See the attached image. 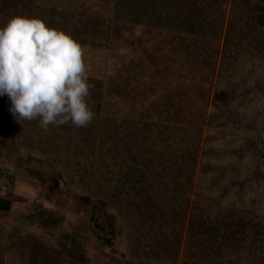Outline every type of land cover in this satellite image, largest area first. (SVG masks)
I'll use <instances>...</instances> for the list:
<instances>
[{"label": "rangeland", "instance_id": "obj_1", "mask_svg": "<svg viewBox=\"0 0 264 264\" xmlns=\"http://www.w3.org/2000/svg\"><path fill=\"white\" fill-rule=\"evenodd\" d=\"M73 1L32 0L26 5L24 0H9L10 8L4 12L0 0V27L13 16L32 15L33 7H41L45 15L51 14L57 28L58 13L56 10L51 13L52 9L73 7L76 5ZM91 1L83 7V15L94 14L106 20L109 10L112 22L127 21L122 14L115 17L107 5L108 0ZM119 1L111 0L117 7ZM124 1L132 7V12L138 9L136 18L150 27L165 25L162 11L168 12L167 8L174 13L173 17L178 16L170 5L153 4L151 0ZM178 1L183 10V1ZM232 1L227 0L220 9L222 13L215 14L213 10L205 18L210 31L215 26L211 23L213 20L221 26L207 106V115H216V120L203 126L200 146L194 151L196 168H190V164L181 168L177 158L170 155L166 161H157L162 180L159 184L147 187L136 184L134 179L117 182L115 177H107L117 172L111 170V162L103 165L102 155L96 152L100 144L98 138H89L78 145V136L66 130L69 132L66 141L56 133L59 143L53 145L51 137L35 135L37 131L26 128L27 124L33 126L32 122L19 123L9 111V98L0 96V200L7 207L0 210V264L30 261L29 249L33 243L37 248L36 262H44L39 264L76 262L78 251L95 247V244L99 248H111L118 258L123 253L128 262L133 261L132 254L136 256L137 252L146 251L149 258L138 260L153 259L157 264H264V62L258 59L251 62L248 54L252 47L248 43H256L253 38L257 35L251 34L253 28L245 31L247 36L239 32L243 27L231 31L229 41L233 50L222 52L228 22L232 20L236 24L241 18V11L233 7ZM112 22L108 27L109 36L115 26ZM102 45L101 42L98 47L88 49L100 54V67L95 70V66H91L93 73L89 74V83L94 85L91 95L96 100L93 110L98 118L107 116L105 105L110 106L111 111L131 117V111L119 112L118 104L106 102L102 93H109L114 101L116 94L122 93L131 81L151 96L156 91L154 84L142 80L139 86V76L146 77V73L135 78L131 67L123 72L125 64L128 65L125 57L111 61L109 44H106V52L96 50H102ZM168 58L173 62V71L177 73L180 68L183 71L181 60ZM156 77L154 74V82ZM97 95L101 98L97 99ZM225 118L229 120L227 124L223 122ZM29 169L38 171L41 177L30 175ZM53 176L64 193L61 196L48 190ZM103 189L106 190L101 194ZM83 196L90 198L89 205L80 202ZM98 200L104 201L106 212L118 222L109 247L95 238L87 221L94 212L105 225V217L96 208ZM18 207L22 211L28 209L23 212L25 215L39 213L33 216L37 230L26 222L17 223ZM46 217L53 221L46 223ZM15 233L24 240L14 239ZM130 247L135 254L127 253Z\"/></svg>", "mask_w": 264, "mask_h": 264}, {"label": "trees", "instance_id": "obj_2", "mask_svg": "<svg viewBox=\"0 0 264 264\" xmlns=\"http://www.w3.org/2000/svg\"><path fill=\"white\" fill-rule=\"evenodd\" d=\"M8 1L4 0L3 2L2 0L4 12L10 8L7 6ZM151 1L153 4L157 3L161 6H173L172 8L177 11L176 15L178 16L173 17L174 13L167 8L168 12L162 11L165 25L150 27L142 19L136 18L138 9L135 10L136 12H132V7L127 6L124 0L119 1L118 7L108 0L107 5L112 13L114 11L115 17L122 14L127 18V21L118 20L117 23L114 20V30L110 31L109 36L108 27L112 22L109 10L106 20L94 14L83 15V7L86 4H91V0H74L76 5L73 7L68 6L64 10L52 9L51 13H54V10L58 13L60 24L57 28L51 14L45 15L41 7H33L32 15H22L38 17L49 27L63 30L77 40L84 47L88 75L93 73L91 66H95V70L98 65L100 67L99 52H95V49L93 52L88 51V49L90 46L98 47L102 42L103 45L100 48L102 50H96L106 52L108 51L106 44H109L111 61H117V59L120 61L125 57V62H128V65L125 64L123 72L131 67L134 70L132 72L135 78H138L139 74L146 73V77L139 76V86H141L142 80H148L152 85L154 84L156 91L151 96L147 92L145 94L143 88L138 89V86L133 85L134 83L131 81L128 82L127 88L121 90L122 93L116 94L114 101L109 93H102L106 102L118 104L119 112L131 111V117L111 111L110 106L105 107L104 105L105 112H108L107 116L103 115L98 118L96 110H93L95 107H92L93 104H96V100L91 95L88 104L96 116L87 128L73 130L69 124L60 128H50L46 132L38 126L36 121H32L33 126L27 124L26 127L29 131H37L35 135L46 134L51 137L53 145L59 143L56 139L57 134L62 135L66 141L65 136H69V132L66 130L78 136V143H76L78 145L79 142H87L89 138H98L100 144L96 152L102 155L103 165L111 162L113 165L111 170L117 172V174L107 177L111 179L115 177L117 182L134 179L136 184H143L147 187L162 182L159 176L160 171L158 172L157 168L160 165L158 162L164 159L166 161L170 155L177 158L181 164L179 167L182 168L190 164V168H196L197 157L194 151H197L200 146L203 126L216 120L214 119L216 115H207V106L212 75L215 70V58L220 47L221 26L215 24L216 21L213 20L211 23L215 26L210 31L209 22L206 23L207 19L205 18L212 14L213 10H215V14L222 13L220 9L227 2V0H182L184 3L182 10L181 1L178 0ZM31 2L32 0H24L26 5ZM203 2L205 3L202 5ZM232 3L234 8L241 11L239 12L241 18L236 20V24H233L232 20L230 23L228 22L222 43V52L224 51L225 54L232 49L229 41L231 31L243 27V29H239V32H243L247 36L245 31L253 28L254 33L251 34L257 35L253 38L256 43L255 45L248 43V46H252L248 54L251 62L257 59L264 62V2L233 0ZM140 16L143 18L142 13ZM148 16L149 14H147ZM102 23L105 26L101 27ZM103 37L105 39L101 41L100 39ZM176 48H180V54ZM114 52H116V56L113 55ZM245 55L247 56V53ZM168 57L181 60L184 64L182 65L183 71L181 68L177 73L173 71V62H170ZM109 74H112V71H109ZM154 74L157 76L155 82L153 81ZM90 80L92 81V78ZM97 85L101 87V83ZM161 86H164L165 89L163 90ZM133 87L135 88L133 89ZM97 97L100 99L101 95H97ZM96 106L98 107V105ZM106 108H109V111ZM228 121L225 118L223 122L227 124ZM54 129L56 131H53ZM242 148L243 146L240 147V150ZM236 152L240 151L235 150L234 153ZM152 156L153 159H150ZM76 166L78 165H75V168H77ZM28 173L41 177L38 171L29 169ZM182 178L186 177H178V179ZM39 181L44 182L45 180L40 179ZM48 190L53 195L64 194L54 176L51 177ZM105 190H101L100 193L102 194ZM80 202L89 205L90 198L83 196L80 198ZM97 204L96 208L99 210V214L106 219L105 225L98 221L94 212L91 213L87 221L95 238L104 241V244L109 247L111 238L108 239L105 235H112L115 218L106 212L104 201L98 200ZM0 210H7L6 203L2 200H0Z\"/></svg>", "mask_w": 264, "mask_h": 264}, {"label": "clouds", "instance_id": "obj_3", "mask_svg": "<svg viewBox=\"0 0 264 264\" xmlns=\"http://www.w3.org/2000/svg\"><path fill=\"white\" fill-rule=\"evenodd\" d=\"M93 87L84 47L69 33L38 17L13 16L0 27V96L19 123L36 121L46 132L87 128L96 116Z\"/></svg>", "mask_w": 264, "mask_h": 264}, {"label": "crops", "instance_id": "obj_4", "mask_svg": "<svg viewBox=\"0 0 264 264\" xmlns=\"http://www.w3.org/2000/svg\"><path fill=\"white\" fill-rule=\"evenodd\" d=\"M18 208H19V212L17 214V219H18L17 220V223L23 224V222L24 223L26 222V224L28 223L29 225H32L31 228H33L34 230L35 229L37 230L38 228L35 227L34 226L35 224L33 223V216H36L39 213L38 214H35V215L34 214L33 215H30V214L25 215L23 212H28V209H26L25 211H22V210H20V207H18ZM45 221H46V223H48L50 221H53V218L46 217L45 218ZM117 223L118 222L115 221V225ZM37 226H40V224H37ZM115 232H116V229L114 228L113 233H112V235L114 237H115ZM112 235L111 234H106L105 236L108 239L111 238V240H112L114 238V237L113 238L111 237ZM10 237H12L11 234H10ZM13 238L14 239L24 240V238H22L21 235H19L18 233H15L13 235ZM32 240H34V239H31V241ZM33 244H32V248L29 249V254H30V259L29 260L30 261H25V262L23 261L24 263H22V264H39V262L40 263H44V262H42L40 260H38L36 262V258H37V248H34V245ZM97 246L98 245L95 244V247H89V248L86 247V248L82 249V251H78V254H76L78 256V259L76 258L77 264H157V261H155V260L153 261V259H152V261L151 260L150 261L138 260L139 258L141 259V258H144V257H148L149 258V254L146 251H141V252H137L136 253V251H134L133 249H131V247L128 248V252L127 253L129 255L132 252L134 254L136 253V256L133 255V254L131 255L134 262L133 261L128 262V260H127L128 258L123 253L120 255V258H118V256L112 251L111 248H107L106 249V248H99ZM7 248H9V247L7 246ZM139 253H140L141 256H138ZM76 262L73 261V262H70V263L71 264H76ZM46 263H47V261H46Z\"/></svg>", "mask_w": 264, "mask_h": 264}]
</instances>
